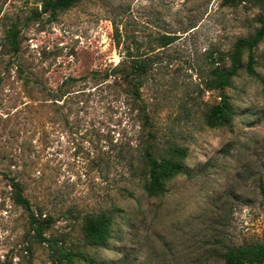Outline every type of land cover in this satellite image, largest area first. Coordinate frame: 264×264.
I'll return each instance as SVG.
<instances>
[{
  "label": "rangeland",
  "instance_id": "rangeland-1",
  "mask_svg": "<svg viewBox=\"0 0 264 264\" xmlns=\"http://www.w3.org/2000/svg\"><path fill=\"white\" fill-rule=\"evenodd\" d=\"M42 1L0 0V264H57L45 244L29 242L10 179L51 215L47 236L97 264H223L214 255L224 247L264 243V39L255 75L242 69L224 90L231 124L204 123L219 100L205 89L210 69L254 33L259 9L223 0H82L48 17ZM10 28L17 51L7 43ZM129 57L149 64L139 101L103 78ZM69 77V94L53 100ZM148 132L159 153L186 150L187 174L157 198L116 157L128 150L136 160ZM112 206L120 212L106 246H84L83 218Z\"/></svg>",
  "mask_w": 264,
  "mask_h": 264
},
{
  "label": "trees",
  "instance_id": "trees-1",
  "mask_svg": "<svg viewBox=\"0 0 264 264\" xmlns=\"http://www.w3.org/2000/svg\"><path fill=\"white\" fill-rule=\"evenodd\" d=\"M82 0H43L41 12L48 14V17H55L58 13L73 8ZM234 3L253 4L259 9L254 21L257 25L256 30L251 36L239 38L232 46V49L226 54L225 59H218L210 69L209 75L205 80V89L207 91H218V102L208 107L204 114V123L208 128L229 126L231 124L234 111L232 109L230 98L224 93V90L231 86L232 80L238 73L244 69L250 75H255V49L264 39V0H223V4L232 5ZM36 16L37 12H33ZM7 43L13 51L18 50L16 40L17 32L15 29L7 30ZM160 43L161 47L171 43V39L163 37ZM246 55L245 64L243 56ZM220 62V64H219ZM149 64L138 57H129L123 59L118 65L113 67L109 73L104 74V80L113 76V83L117 80L127 87V92L136 100H141L140 88L143 86L144 77L148 73ZM76 79H65L57 91L53 93V100H59L69 94L71 86ZM28 85V81H24ZM140 109H144L143 105ZM145 119L148 120L145 113ZM156 135L154 132H148L146 137L143 134L139 137L138 158L135 160L129 154L128 150L120 151L116 157L120 161H125V166L131 175L142 177V189L148 198H157L166 192V183L177 175H186V169L183 160L186 157V150L176 145H169L159 153L155 143ZM137 148V147H135ZM134 148V149H135ZM128 151L129 153H127ZM142 167L136 172L134 163ZM139 172V173H138ZM11 188V199L15 205L20 207L26 215V226L28 229V238L30 243L45 244L57 264H74L82 261L84 264H97L96 260L90 255L78 250H71L62 245V241L47 236L46 233L53 223L51 215L43 211L39 205H33L24 195V189L20 181L9 180ZM262 205L264 206V183L259 184ZM120 209L112 206V212H100L97 214H88L82 220L81 235L84 246L98 248L105 247L110 238V228L113 223V217L119 213ZM223 251L217 252L214 256L220 259L223 264H264V243L254 242L251 244L224 247ZM212 256V257H214Z\"/></svg>",
  "mask_w": 264,
  "mask_h": 264
}]
</instances>
